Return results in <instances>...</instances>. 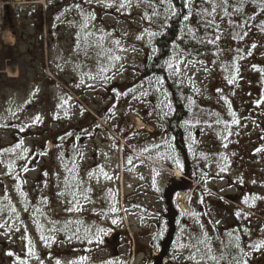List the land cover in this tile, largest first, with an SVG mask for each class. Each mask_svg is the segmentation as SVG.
<instances>
[{
    "label": "rangeland",
    "instance_id": "374dc122",
    "mask_svg": "<svg viewBox=\"0 0 264 264\" xmlns=\"http://www.w3.org/2000/svg\"><path fill=\"white\" fill-rule=\"evenodd\" d=\"M0 1L8 4L6 15H10L11 24L24 36L22 48L17 55L19 65H16L22 71L24 81L21 85L10 88L0 83V152L23 141V147L29 150V157L36 154L28 163L30 170L20 173L23 181H26L22 184V189L27 193L30 208L32 204L39 202L38 197L47 196L51 218L84 219L87 224L111 229L100 244L87 245L86 242L77 240L61 243L66 237L60 234L55 244L51 247L45 246L31 218V212L24 211L22 198L16 190L18 181L14 176H9L6 167L0 164V201H3L6 189L23 222L18 224L20 231L5 235L4 230H0V264H17L15 256L28 258L26 253L29 240L36 255L40 257V260L35 257L28 258L29 264H40L41 260L43 264H55L56 259H60L61 264H69L81 255L89 256V264H107L112 259H122L124 264H155L152 260L158 255L160 244L167 234L160 194L168 182L170 172L174 173L177 181L182 180L184 175L171 160L137 152L139 160L134 159L133 166L127 165L130 151L127 153L126 148L132 144L142 148L151 143H161L163 136H130V133L141 130L154 134L157 127L147 125L136 113L129 112L130 96L117 97L116 92L122 93L138 83L133 68L146 59L154 47V38L149 41L144 30L152 31L150 24H161L165 21L163 16L149 15V18H144L145 13L151 12L148 0ZM214 1L218 5L223 3V0ZM121 2H127L128 6L120 9ZM109 4L112 6L109 7ZM233 4L241 10L234 12ZM262 7L264 0H229L230 17H224L223 12L219 11L222 35L218 43L222 51L219 59L214 61V66L213 60L204 64L198 63L195 67L188 66L186 70L181 65L182 75L192 77L191 81L195 83L200 94L193 108V113L199 114L198 119L203 122L208 119L207 113L219 112L223 119L230 121L227 105L220 99L221 96L228 98L232 110L240 119L239 125L231 127L233 135L228 137L227 148L223 147L221 139L225 134L222 126L208 128L205 124L191 130L197 140L193 146L194 151L202 147L203 150L206 148L215 154L206 206L199 208L200 194L191 203L199 208L198 211L209 212V216L202 217V220L210 234L213 233L211 225L207 223L209 219L219 221L217 231L220 233L248 228L250 234L246 235L242 231L240 233L241 243L246 251H251L246 247L249 243L264 239V152H255L257 147L264 146V139H261L264 137V105L259 108L254 106V102L264 96V72L253 67L256 65L264 68ZM81 10L95 15V19L90 22L92 26L105 31L114 30L113 37H122V44L128 48V51L120 53L125 58L121 61L124 66L122 74L116 75L105 87L87 80L85 84H80L81 75L95 69L94 61H86V67L77 69V65L84 59L82 54L76 53L74 47ZM250 16H255V19L249 20ZM229 18L238 24L249 20L251 27L243 29L248 35L242 40L233 39V33L237 36L242 33L240 29L228 24ZM41 23L44 27L42 36ZM141 34L144 39L137 40L136 37ZM253 43L257 45L255 49H251ZM237 48L242 50L239 53L242 58L238 61L235 60L238 55ZM249 50L251 55H248ZM234 64L239 67L238 74L235 73ZM225 66L229 67V71L223 70ZM205 67L210 70L205 72ZM233 74L237 75V82L229 85L225 77ZM88 83H93L94 88H88ZM216 89L223 91L218 93ZM133 106L139 108V113L145 119H157L155 114L148 115L152 110L151 104ZM109 110L115 111V118H109ZM37 116L40 117L38 122L35 120ZM97 124L100 125L99 128ZM132 124L135 125L134 131L130 130ZM21 127L25 129L23 132L19 131ZM69 132L72 135L68 137ZM122 133L128 134L126 137L130 140L121 138ZM114 144L119 147L114 148ZM74 145L84 154L83 159L78 161L82 177H86L87 172L97 165L103 164L113 179L108 181L101 178L99 183L93 179L91 187L94 202L86 204L84 211L80 213L69 214L63 210L66 205H61L56 198L55 192L58 189L54 185L56 173H59L61 180L64 177L60 153L70 155ZM42 152L47 154L40 155ZM221 154L228 157V172L217 176L216 161ZM0 159L7 162L9 156L4 154ZM25 163L24 160H17V171ZM172 166L175 168L172 169ZM44 172L48 175L44 176ZM153 177L157 181L155 187L152 184ZM241 178L243 183H240ZM45 181L47 187L44 186ZM253 181L256 183H252ZM157 187L159 191L156 190ZM108 189L113 190L118 202L117 216L103 215L113 203ZM189 196L185 192L178 193L175 203L180 213L192 211V206L188 204ZM252 196L260 199L245 204L244 199ZM44 210L48 211V208ZM94 212L100 215H94ZM236 212H241L242 215L238 218ZM111 218H118L121 222L112 225ZM41 223L44 221L41 220ZM179 228L178 225V232ZM160 231H164L163 237L154 240L153 237ZM85 248L91 251L86 253ZM174 251L175 259L170 260L169 264H192L184 260L187 250L180 253L176 249ZM8 252L15 255L9 256ZM248 262L264 264V250L252 253Z\"/></svg>",
    "mask_w": 264,
    "mask_h": 264
},
{
    "label": "snow or ice",
    "instance_id": "6c2138e0",
    "mask_svg": "<svg viewBox=\"0 0 264 264\" xmlns=\"http://www.w3.org/2000/svg\"><path fill=\"white\" fill-rule=\"evenodd\" d=\"M89 2V0H85ZM148 4L151 8V12L145 13L144 18L159 17L163 16L165 21L171 20L174 17H177L180 13V9L176 7L173 0H148ZM109 7L112 5L109 4ZM128 6L127 2H121L119 4L120 9H124ZM79 8V5H77ZM183 15L180 17L182 21L185 22L184 27L181 28V33L187 32V36L183 37L194 41L198 45H217V42L221 39V26L216 21V15L218 11L223 12L224 17H230L229 12V0H223L221 5H218L214 0H182ZM240 7L233 4V11L239 12ZM261 11L264 12V7L261 8ZM79 16L80 26L79 31L75 35V51L76 53L82 54L84 59L77 65V69L81 67H86V61H94L95 69L88 70L84 72L80 77V84H85L87 81H93L99 83L101 87H105L116 75L122 74L123 64L121 61L125 58L120 55V53L128 51L122 44V37H113V31H105L104 29H98L91 25V21L95 19V15L90 12L80 11ZM190 18H195L193 23H188ZM59 20L60 18L57 17ZM255 19V16H250L249 20ZM198 20L199 22H195ZM249 20H245L242 24L234 23L231 18L228 19V24L235 29L241 30V35L237 36L233 33V39L242 40L248 35L247 31H243L245 27H251ZM71 23V22H70ZM201 26L203 27V32H200ZM262 30H264V25H262ZM147 32L149 41L152 38L156 37L159 33L156 31ZM110 37H113L109 39ZM137 40H143L144 35L141 34L136 37ZM179 45H174V49L178 48ZM257 45L255 43L251 44V49H255ZM135 51V48L132 49ZM157 49L152 48V52L156 53ZM186 49L180 51H173L170 58L164 60L161 65V70L166 73V75H153L149 78L143 79L136 83L133 87L129 88L124 92H116L117 97H129V112L139 113V108L134 107L135 105H152V110L148 112L149 116L156 115L158 120H167L174 112V105L171 99V93L166 87V80L173 81L174 85L178 88L188 87L189 94L183 96L184 103L187 107L188 113L191 114L189 119H185L183 126L186 131H188V139L190 141L188 145V151L192 153L194 159H202L204 161L211 163L209 157L205 155L202 151L197 156V152L194 151V145H196L197 140L192 135L193 129L197 126H203L206 124L208 128H213L214 126H222L223 132L225 133L221 139L223 141V147H228V137L233 135L231 131L232 125H239L240 119L237 116V113L232 110V105L226 96H221L220 99L224 101L227 105V115L231 117V120L223 119L219 112H209L207 113L208 119L206 121H201L198 119V113H193V108L196 105V100L193 98L194 95H198V89L194 83H189L192 80V77L182 75L181 65H184L185 70L188 66L195 67L196 64H204V61H197L195 59H185ZM220 49L217 48L216 55L219 54ZM242 50L237 48L236 52L238 55L235 57V60L238 61L242 57L239 53ZM251 50H249L248 55H251ZM214 66V61L212 62ZM119 66V67H118ZM235 73H239V67L237 64L233 65ZM253 67L259 71L264 72V68H259L256 65ZM210 69L205 67L204 71L208 72ZM224 71H229V67L225 66ZM225 79L229 85L235 84L237 82V75L233 74L231 76H226ZM93 83H88V88H94ZM216 91L222 92L223 89H216ZM152 97V99H149ZM261 105H264V96H261L260 99L254 102V106L259 108ZM115 105H113V109ZM109 118H115V111L109 110ZM128 113L126 112L125 115ZM15 115V113H13ZM247 119V118H246ZM35 120L38 122L40 117H35ZM259 126V125H257ZM100 125L97 124V128ZM25 129L21 127L20 132H23ZM238 134V133H237ZM68 136H71L72 133H68ZM138 133H130V136L135 137ZM113 140L115 137H111ZM63 139V138H61ZM76 139H79L77 137ZM128 139V137H125ZM264 139V137H261ZM59 147V145H58ZM114 148H118V145H113ZM130 155L127 158V165L133 166L134 159L139 160V156L136 155V152L139 151L141 154H147L150 156H158L162 160H171L174 165L181 170H183V164L175 155V149L170 139L162 138L161 143H151L138 148L137 146H129ZM29 150L23 147V141H19L13 147L5 148L0 152V156L7 154L9 159L5 162L3 159H0V164H3L7 169V174L9 176H14L17 183L16 190L19 192L22 202L24 204V211L31 212V218L36 224L37 231L40 233V239L44 242L45 246L51 247L57 242V236L63 234L66 239L61 240V243L70 242L73 240L80 241L82 243L86 242L87 245H92L94 243L100 244L103 243V237L108 235L111 229H105L103 227H97L95 224H87L84 219H53L49 215L51 209L48 207L50 205L49 198L47 196L38 197V203L32 204L31 208L29 207V201L27 199V193L23 191L22 184L26 183L23 181L20 173H27L30 169L28 163L30 160L35 158L36 154H33L32 157L28 155ZM256 153L264 152V146L257 147L255 149ZM46 152L40 153V155H46ZM107 156V153L104 154ZM83 152L79 151L75 145L73 146V151L70 155L65 156L63 152L60 153V160L63 165L64 177L61 180L59 173H56V184L54 185L58 191L55 192L56 198L60 201L61 205H66L64 207L65 213H80L84 211L86 204L93 203L92 192L93 188L91 187V181L95 179L97 183L100 182L101 178L104 180L111 181L113 176L105 170L103 164L97 165L95 168L89 170L86 174V177H82L79 171V160L83 159ZM11 157H15L12 159ZM24 160L25 164L21 165L19 171L16 169V161ZM218 172L217 176L220 173L228 172V157L221 154L219 159L216 161ZM44 176H47L48 173L44 172ZM158 176L159 173H156ZM202 179L207 180V173L202 174ZM143 179V177H141ZM156 178L153 177L152 184L156 186ZM240 183H243V179H240ZM252 183H256L253 181ZM44 186L47 187V181L44 182ZM159 191V188H156ZM110 198L113 200V203L107 208L103 213L105 217L117 216L119 213L118 202L116 201L115 196L113 195V190L108 189ZM5 196L3 201H0V230H4L3 234L7 235L12 231H20L18 224L23 222L20 220V213L17 211L16 206L12 203V200L7 195V190L5 189ZM178 193H174L176 195ZM260 199V197L252 196L246 197L244 199L245 204L254 203V201ZM189 203H191L189 201ZM200 203L203 204L204 200L201 198ZM48 208V211L44 209ZM94 215H100V213L94 212ZM238 218L242 215L241 212H236L235 214ZM181 217H187V220L181 224L180 220H177V224L180 226L179 232L176 236V241L174 248L178 253L184 252L187 250V255L184 256L185 261H190L192 264H249L248 257L254 252H259L264 250V239L259 240L254 243H249L246 247L251 251H246L245 246H242L241 243V231L244 234H250L248 228L243 229H233L231 231L225 230L223 233L217 231V225L219 221H213L209 219L208 224L211 225V232L206 228L205 222L202 220V217L209 216L208 211H191V212H181ZM247 218V217H245ZM41 220L44 223H41ZM121 221L118 218H111V224L117 225ZM47 225V227H46ZM27 229L25 228V231ZM164 231H160L153 237V239L162 238ZM84 251L87 253L91 249L85 248ZM7 255L14 256L13 252H8ZM26 257L31 258L35 257L37 260H40V257L36 255V252L33 250L31 240L28 241V249ZM28 258H21L15 256L17 264H29ZM175 259V256L173 257ZM89 256L81 255L78 259L71 260L69 264H89ZM40 264H43V261H40ZM55 264H61L60 259H56ZM107 264H124L122 259H112L107 262Z\"/></svg>",
    "mask_w": 264,
    "mask_h": 264
},
{
    "label": "trees",
    "instance_id": "16d2710c",
    "mask_svg": "<svg viewBox=\"0 0 264 264\" xmlns=\"http://www.w3.org/2000/svg\"><path fill=\"white\" fill-rule=\"evenodd\" d=\"M174 4L178 9H180V13L177 17L172 18L171 20L161 22L159 23H152L151 30L156 31L159 34L154 37V47L157 49L156 53H153L150 51L148 54V57L144 59L142 62H139L133 70L135 71V76L137 78V81H141L143 79L149 78L153 75H161L164 76L166 73H164L161 70V65L163 64L164 60L170 58L173 51H180L183 49H186L185 53V59H195L197 61H216L219 59L221 54V46L217 42V45H198L194 41H191L190 39H186L183 37L187 36V32L185 31L183 34L181 33V28L184 27L185 22L182 21L180 18L183 15V8H182V0H173ZM217 3L216 1H214ZM195 18H190L188 23H193ZM7 23L11 26H13L12 19L10 15H7ZM216 21L220 24L219 21V11L216 15ZM195 22H199L198 20H195ZM44 27L41 23L40 27V33L42 36ZM222 30V27H221ZM51 32V29H50ZM200 32H203V27L201 26ZM222 35V34H221ZM174 45H179L178 48L174 49ZM217 48L220 49L219 54L216 55ZM189 83H194L192 81H189ZM195 84V83H194ZM166 87L170 91L171 99L173 101L174 105V112L173 114L167 119V120H158L153 119L152 121L145 119L141 116L140 113H136L137 116L141 117V119L147 124V125H155L157 127L155 133H150L146 130L136 131L135 133H138V135L142 134L149 138H153L156 134H161L163 138L170 139L173 147L175 149V155L180 160L181 164H183V175L184 178L182 180H178L175 177L174 173L170 172L168 176V182L166 183L165 188L160 194V197L162 199L163 203V220H165L167 224V234L164 240L161 242L160 247L158 249V255L153 258V263L157 264H169V261L173 259L175 255V249L174 244L176 240V236L178 233V224L177 220L181 221V224H183L187 217H181L179 208L177 207L175 203V199L178 194L174 195V193H181L185 192L188 193L189 201L192 202L196 196L200 194V200L203 198L204 203L198 204L199 208L203 205L206 206V202L209 199V194L207 193L208 186L210 183V180L212 178V165L214 162V153L213 151L202 147H198L197 150V156H199V153L202 151L205 155L209 157V160L211 163L204 161L202 159H194L192 153L188 151V131L185 130L183 126V122L185 119H189L191 114L188 113L187 107L184 103L183 96L185 94L191 95V93L188 90V87L185 86L184 88L178 89L173 81L166 80ZM197 88V87H196ZM199 93V92H198ZM193 98L196 100V102L200 98V94L194 95ZM135 125H131V131H134ZM68 132V131H67ZM70 133V132H69ZM128 134H121V138H124ZM136 135L135 138L138 136ZM69 137V136H68ZM127 140V139H126ZM130 138H128V141ZM132 146H137V144H132ZM139 148V147H138ZM125 151L129 153V148H126ZM125 152V153H126ZM126 153V154H127ZM137 153H140L137 151ZM128 155V154H127ZM174 169L175 167L172 166ZM207 173V180L202 179V174ZM193 203H190V206L192 211H198V207L196 205H192ZM203 206V207H204ZM180 227V226H179ZM166 260H168L166 262Z\"/></svg>",
    "mask_w": 264,
    "mask_h": 264
},
{
    "label": "bare ground",
    "instance_id": "6f19581e",
    "mask_svg": "<svg viewBox=\"0 0 264 264\" xmlns=\"http://www.w3.org/2000/svg\"><path fill=\"white\" fill-rule=\"evenodd\" d=\"M23 38L22 33L11 25L0 28V83L6 88L17 87L24 81L22 71L16 66L19 65L17 55L22 48Z\"/></svg>",
    "mask_w": 264,
    "mask_h": 264
},
{
    "label": "built area",
    "instance_id": "2783aa9c",
    "mask_svg": "<svg viewBox=\"0 0 264 264\" xmlns=\"http://www.w3.org/2000/svg\"><path fill=\"white\" fill-rule=\"evenodd\" d=\"M5 26L4 5L0 3V28ZM9 31V30H8ZM8 31L4 32L7 33ZM10 32V31H9Z\"/></svg>",
    "mask_w": 264,
    "mask_h": 264
}]
</instances>
